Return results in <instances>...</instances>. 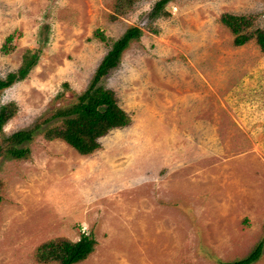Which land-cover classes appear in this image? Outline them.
I'll list each match as a JSON object with an SVG mask.
<instances>
[{
	"label": "rangeland",
	"instance_id": "obj_1",
	"mask_svg": "<svg viewBox=\"0 0 264 264\" xmlns=\"http://www.w3.org/2000/svg\"><path fill=\"white\" fill-rule=\"evenodd\" d=\"M158 1L0 0V79L40 57L0 93V109L17 107L0 133V264H43L39 246L81 235L97 246L79 264L234 263L261 243L264 264V55L220 22L264 30V0H171L154 18ZM134 27L141 38L101 81L130 125L81 156L44 138L54 120L12 159L7 139L76 103Z\"/></svg>",
	"mask_w": 264,
	"mask_h": 264
},
{
	"label": "trees",
	"instance_id": "obj_2",
	"mask_svg": "<svg viewBox=\"0 0 264 264\" xmlns=\"http://www.w3.org/2000/svg\"><path fill=\"white\" fill-rule=\"evenodd\" d=\"M138 1L117 0V8L123 12L132 8ZM170 2L171 0L158 1L153 8L152 16L156 18L162 14ZM220 22L231 31L234 36L235 47H243L254 40L264 55V30L254 29L252 17L223 14ZM141 34V29L134 27L127 30L121 38L112 42L110 51L97 68L88 88L80 96H77L76 103L66 108L56 109L52 116L37 122L33 128L19 131L9 137L7 139L9 156L16 160L28 157L29 150L18 147L31 142L37 132L42 131L44 126L54 120H60V125L45 127L44 138L47 141L60 140L81 156H89L95 153L100 148L98 140L110 131L129 126L131 123L129 114L120 107L114 91L102 86L101 81L111 70L119 66L122 54L132 41L141 38ZM94 37L102 42L108 40L100 30L94 32ZM7 41H11L10 37ZM39 59V52H25L18 70L9 73L4 79H0V93L26 80L38 64ZM16 113L17 107L14 104L6 105L0 109V133ZM96 246L97 241L86 235H81L78 242L58 239L39 246L36 258L39 263L43 264H79L94 253ZM262 252L263 244L261 243L247 258L234 263L223 264H255L260 260Z\"/></svg>",
	"mask_w": 264,
	"mask_h": 264
},
{
	"label": "built area",
	"instance_id": "obj_3",
	"mask_svg": "<svg viewBox=\"0 0 264 264\" xmlns=\"http://www.w3.org/2000/svg\"><path fill=\"white\" fill-rule=\"evenodd\" d=\"M173 11L175 12V11H176V9H175V8H173Z\"/></svg>",
	"mask_w": 264,
	"mask_h": 264
}]
</instances>
